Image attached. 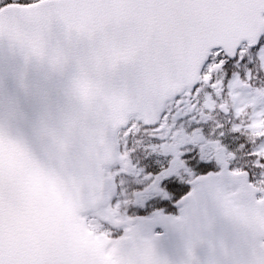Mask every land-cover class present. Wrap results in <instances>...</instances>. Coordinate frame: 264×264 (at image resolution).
I'll list each match as a JSON object with an SVG mask.
<instances>
[{
	"label": "snow or ice",
	"instance_id": "obj_1",
	"mask_svg": "<svg viewBox=\"0 0 264 264\" xmlns=\"http://www.w3.org/2000/svg\"><path fill=\"white\" fill-rule=\"evenodd\" d=\"M0 264H264V0H0Z\"/></svg>",
	"mask_w": 264,
	"mask_h": 264
}]
</instances>
